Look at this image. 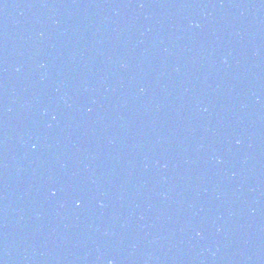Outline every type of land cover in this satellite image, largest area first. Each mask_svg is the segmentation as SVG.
I'll list each match as a JSON object with an SVG mask.
<instances>
[{"label": "water", "instance_id": "1", "mask_svg": "<svg viewBox=\"0 0 264 264\" xmlns=\"http://www.w3.org/2000/svg\"><path fill=\"white\" fill-rule=\"evenodd\" d=\"M0 264H264V121L122 175L0 178Z\"/></svg>", "mask_w": 264, "mask_h": 264}]
</instances>
